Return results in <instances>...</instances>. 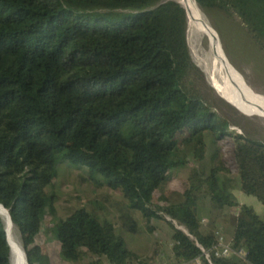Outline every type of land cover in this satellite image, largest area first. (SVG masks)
<instances>
[{
  "label": "trees",
  "instance_id": "16d2710c",
  "mask_svg": "<svg viewBox=\"0 0 264 264\" xmlns=\"http://www.w3.org/2000/svg\"><path fill=\"white\" fill-rule=\"evenodd\" d=\"M194 2L237 14L264 49V0ZM187 22L175 0H0V204L28 264L48 263L29 238L43 220L42 187L66 161L84 165L96 186L120 189L149 229L152 217L167 219L186 255L178 259L199 255L201 264H210L198 240L213 264H264V220L218 186L223 164L211 167L205 182L235 208L228 245L244 254L216 255L214 232L199 230L192 205L176 214L153 200L183 162L180 139L201 131L240 139L246 191L264 195V142L228 128L208 102ZM4 228L0 214V264H11ZM55 232L70 259L93 253L97 258L86 264L137 261L108 218L84 206L60 219Z\"/></svg>",
  "mask_w": 264,
  "mask_h": 264
},
{
  "label": "rangeland",
  "instance_id": "374dc122",
  "mask_svg": "<svg viewBox=\"0 0 264 264\" xmlns=\"http://www.w3.org/2000/svg\"><path fill=\"white\" fill-rule=\"evenodd\" d=\"M198 8L220 33L237 69L257 91L264 93V49L260 42L237 14L218 8ZM186 37L191 58L203 73L202 90L212 108L228 120V128L264 142V120L240 113L210 83L206 66L209 46L194 37L188 22ZM239 140L231 134L221 138V135L215 136L207 131L192 136L183 135L178 145V155L183 162L172 168L170 178L159 185L153 194L154 202L176 214L192 205L199 230L215 231L222 225L219 234L222 241L229 244L233 228L231 214L235 208L221 202L205 182L210 168L220 163L226 168L220 167L216 172L218 186L231 198L252 207L264 220V195L258 198L246 191L240 168ZM42 194L43 220L38 233L31 236L29 242L40 246L48 257L47 264H86L97 258L93 253H87L81 258L70 259L60 251L62 243L57 239L55 225L80 206L98 217L106 216L113 231L122 237L124 245L134 252L137 260L159 258L165 262L186 257L172 238L173 230L167 219L152 217L148 221L152 226L149 229L140 211L127 206L120 189L96 186L88 178L84 165L79 167L68 161L58 164L55 174L43 185ZM13 232L21 243L19 234ZM34 264L38 263L35 261Z\"/></svg>",
  "mask_w": 264,
  "mask_h": 264
},
{
  "label": "bare ground",
  "instance_id": "6f19581e",
  "mask_svg": "<svg viewBox=\"0 0 264 264\" xmlns=\"http://www.w3.org/2000/svg\"><path fill=\"white\" fill-rule=\"evenodd\" d=\"M189 14L188 28L199 41L209 46L206 57L207 71L212 86L220 95H227L237 102L249 115L264 120V93L255 89L251 81L235 66L225 43L216 27L201 13L194 0H180ZM230 87H235L232 91ZM3 213L6 212L3 210ZM14 227L10 230L12 264H23L21 243L14 235Z\"/></svg>",
  "mask_w": 264,
  "mask_h": 264
},
{
  "label": "built area",
  "instance_id": "2783aa9c",
  "mask_svg": "<svg viewBox=\"0 0 264 264\" xmlns=\"http://www.w3.org/2000/svg\"><path fill=\"white\" fill-rule=\"evenodd\" d=\"M181 229L184 230L185 233L191 236L190 233L181 225H179ZM222 225H220L214 232V236L216 237L217 241L215 244H212V248L215 249V254L216 255H228L231 252H237L239 254H244V249L242 247H236V248H231L227 243H224L222 241V236L219 234L221 231ZM195 244L201 249V251L204 254V257L207 259V261L210 264H213L211 261V258L209 256V252L205 249V247L200 243L198 240H195ZM220 247V248H219ZM100 264H115L112 262L107 261L106 259H103ZM127 264V263H124ZM133 264H201V258L199 255L189 257L187 259H178V260H173V261H162L159 258H156L155 260H137Z\"/></svg>",
  "mask_w": 264,
  "mask_h": 264
},
{
  "label": "water",
  "instance_id": "95a60500",
  "mask_svg": "<svg viewBox=\"0 0 264 264\" xmlns=\"http://www.w3.org/2000/svg\"><path fill=\"white\" fill-rule=\"evenodd\" d=\"M175 1H177V2H179V3H181L182 4V2L180 1V0H175ZM183 5V4H182ZM184 6V5H183ZM184 8H185V6H184ZM185 10H186V8H185ZM186 15H187V19H188V21H190V19H189V14L187 13V10H186ZM231 88V90L232 91H235L234 90V88L235 87H230ZM226 102H228L232 107H234L236 110H238L240 113H242L243 115H245V116H248V117H253V116H251V115H249L247 112H245L242 108H241V106H239L238 104H237V102H235V101H233L231 98H229L227 95H220ZM254 118V117H253ZM3 210L6 212V214L5 213H3ZM0 214L3 216V218H4V220H5V233H6V240H7V243H8V245H9V247H10V251H11V254H12V252H13V248H12V244H11V241H12V238H11V235H10V233H8V232H10V230L12 229V227H14V224H13V221H12V219H11V216H10V214H9V211H8V209L7 208H5L2 204H0ZM21 255H22V262H23V264H28L27 263V258H26V254H25V251H24V249L22 248L21 249Z\"/></svg>",
  "mask_w": 264,
  "mask_h": 264
}]
</instances>
